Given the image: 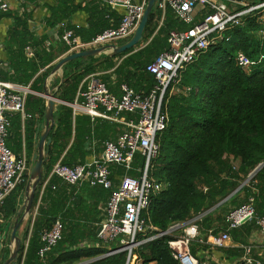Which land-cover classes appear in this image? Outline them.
I'll list each match as a JSON object with an SVG mask.
<instances>
[{"label":"trees","instance_id":"1","mask_svg":"<svg viewBox=\"0 0 264 264\" xmlns=\"http://www.w3.org/2000/svg\"><path fill=\"white\" fill-rule=\"evenodd\" d=\"M18 1L22 12L0 8V23L4 19L13 21L3 43L7 59L2 77L41 94L45 93L46 79L57 60L71 50L62 41L66 31H72L74 37L90 43L121 22L118 12L94 0ZM236 1L246 3L236 12L249 11L241 17V24H231L222 38L178 73L177 80L164 94V110L168 113L169 123L167 129L157 136L160 152L153 162L152 176L166 187L153 196L148 211L151 226L160 231L208 213L198 222L207 241L209 231L218 235L228 230L225 217L233 209L228 206H241L243 203L239 204L237 199L242 194L246 203L254 197L257 217L264 216V166L252 175L264 164V58L249 72L236 61L239 53L253 60L264 57V6L258 7L264 4V0ZM41 6L50 12L44 19L48 28L65 23L59 29L57 43L50 34L38 36L31 26L35 10ZM79 12L88 16L86 27H78L70 21ZM205 14L206 10L200 11L197 20ZM189 28L170 8L163 14L155 7L145 30L143 46L117 56L82 58L66 64L64 75L56 85V98L70 104L82 101L80 93L85 87L84 80L91 74H99L116 96L122 94L114 93L112 75L116 76L117 89L128 85L138 93L148 94L158 81L147 67L169 50L168 37L172 31ZM28 49L33 53L32 57L28 56ZM108 72L109 75L103 74ZM175 88L180 91L174 92ZM45 112V100L31 94L26 100V113L31 118L10 115L7 145L17 156L25 151L31 165L37 124L35 116L44 117ZM127 117L136 119L132 114ZM55 119L57 127L51 134L50 155L33 206L37 208V214L29 218H32L30 228L23 234L25 238L18 264H126V253L103 257L109 246L101 244L97 234V223L105 217L98 206L101 202L107 204L111 190L89 185L78 189L52 177L41 194L44 182L57 163L71 167L84 164L90 155L98 153L90 142L94 139L106 142L112 137L113 130L108 129L111 126L104 127L105 122L99 119L74 115L73 109L67 105H58ZM114 125L124 130L123 126ZM237 161L239 165L235 169ZM144 163L145 158L136 155L129 170L116 166L113 171L117 177H139L138 168ZM26 179L0 206V237L19 210L30 175ZM85 188L99 194L102 200L89 203L82 196ZM211 208H216L219 213L216 219ZM58 219L64 225L63 238L42 260L39 256L44 245L41 235ZM259 229L254 220L229 232L236 246L212 249L205 243L192 242L191 252L199 264H247L244 261L245 247L251 246L250 238ZM170 239L172 237L158 239L142 247L137 253L143 264H179L168 246ZM5 253L9 254L10 249ZM207 255H216L218 261L207 259Z\"/></svg>","mask_w":264,"mask_h":264},{"label":"built area","instance_id":"2","mask_svg":"<svg viewBox=\"0 0 264 264\" xmlns=\"http://www.w3.org/2000/svg\"><path fill=\"white\" fill-rule=\"evenodd\" d=\"M94 1L118 12L121 15L120 25L98 35L90 43H84L80 38L74 37L72 31H66L62 41L71 48L70 53L118 45L129 40L138 28L149 0ZM234 3L238 2L158 0V11L165 14L170 8L190 28L172 31L168 37L169 50L147 67V71L158 81L148 94L138 93L128 85H123L122 95L116 96L111 93L99 74H91L84 80L85 87L80 93L82 101L70 104L56 99L59 105L71 107L74 115L105 119L124 127L115 141L104 143L103 155L73 167L57 163L44 182L41 192L43 194L52 177H57L68 186L78 189L89 185L111 190L110 200L105 207L106 217L99 226L101 231L98 234L101 244L109 246L103 257L126 253V264H143L137 253L142 247L155 240L172 237L168 240V246L174 259L179 264H199V260L191 252L192 242L205 243L212 249L226 247L231 239V230L254 220L264 233V216L257 217L254 197H250L247 203L231 209L225 217L228 230L218 235L209 231L207 241L204 240L205 236L198 222L208 213L198 215L185 223H175L167 231L158 230L151 226L149 221L148 211L153 196L166 187V184L152 176L153 162L160 152L157 136L167 129L169 123L168 113L164 110V94L170 84L177 80L178 73L195 62L212 43L222 38L231 24H241V17L249 11L232 12L229 6ZM12 5L11 0H0V8L3 11L12 9ZM263 6L264 4L258 7ZM16 10L23 11L19 1ZM202 10H206V14L201 20H197V14ZM63 26L65 23L60 27ZM28 52L32 53L29 49ZM263 58L261 56L259 60H253L239 53L236 61L242 69L249 72L260 64ZM4 66L5 61L0 58V206L30 175V162L26 154L17 156L7 145L11 127L10 115L20 114L23 119L31 118L26 113V100L28 95H37L29 86L3 80ZM131 114L136 115V119L127 117ZM136 155L145 158L144 165L138 168L140 176L117 177L113 168L124 166L129 170ZM63 232L64 225L60 219L56 220L50 229L43 231L41 240L44 245L39 251L42 260H45L51 249L62 240ZM245 249L244 261L247 264H263L253 258L252 246Z\"/></svg>","mask_w":264,"mask_h":264},{"label":"water","instance_id":"3","mask_svg":"<svg viewBox=\"0 0 264 264\" xmlns=\"http://www.w3.org/2000/svg\"><path fill=\"white\" fill-rule=\"evenodd\" d=\"M157 2L158 0L148 1L144 16L138 28L136 29L133 36L125 43L120 45H106L100 48H91L79 52L70 53L57 63L53 71L57 72L61 70L66 64L78 59L90 57L99 58L102 55L117 56L126 53L127 51L133 48L143 46L145 30L148 25L151 14L155 10ZM57 90L58 88L55 89V91ZM55 91L46 90V92L44 93V97L47 98L45 123H38L36 127V153L33 156V168L30 174V181L26 188L23 203L16 214V223L14 224L9 236L12 248L9 254H4L2 257H0L2 260L1 264H18L19 259L21 257V250L24 241L18 235L19 228L23 224L25 217L29 216L34 209L33 206L35 196L43 179L44 167L50 155V146L52 144L51 134L55 131L57 127V121L54 115L57 103ZM263 165L264 164L259 166L252 175H256V173L263 167ZM11 226L12 224L8 223L4 229L2 236L0 237V249L2 247V241L7 239ZM100 231L101 228L97 230V234H99Z\"/></svg>","mask_w":264,"mask_h":264},{"label":"crops","instance_id":"4","mask_svg":"<svg viewBox=\"0 0 264 264\" xmlns=\"http://www.w3.org/2000/svg\"><path fill=\"white\" fill-rule=\"evenodd\" d=\"M11 1L13 2L12 9H16L17 6H18V1L17 0H11ZM52 1L53 0H47L48 3H51ZM80 1H84V0H80ZM239 4L240 5H245L246 3L245 2H241ZM30 8L32 9V7H30ZM113 12H116V11H113ZM49 15H50V12L44 6H41L40 8L36 9L35 10V19L31 22V24H32L31 26L36 31L38 36H43L44 34H50L53 42L57 43L58 42V34H59L60 27L58 26L56 28L50 29V28H48L46 26L44 19L47 18ZM70 21H71L72 24H74V25H76L78 27H86L87 26V21H88V16L84 12H79L76 15H74L71 18ZM12 22L13 21L11 19H4L0 23V58H3V60L5 61V65H6L7 57H6L4 48H3V43H4L6 35H7V30L11 26ZM47 45L49 46L50 43L47 42ZM28 54H29L28 56H30V57L33 56V53H28ZM68 54H70V52H68L65 55L61 56L57 60V62H59L62 58H64ZM110 72H112V71H110ZM110 72L103 73V74L109 75ZM63 75H64V67L61 70L57 71V72L53 71L50 74V76L46 79L45 92H46V90L55 91V89H57L56 85H57L58 81H60L59 79H61L63 77ZM110 77H111L110 80H111L113 88H114V90H113L114 93H119V95H121L122 94V89H117L115 87L116 76L112 75ZM36 93H37V95H35V96L42 97V99L45 100L46 105H47V98L44 97V94H41V93H38V92H36ZM58 105L59 104L56 103L55 113H56V111L58 109ZM55 113H54V115H55ZM99 120L102 121V122H105L104 127L111 126L110 128H108V127H106V128L113 130L112 137L109 140H107V141H115L118 138V136L121 134L123 129L120 126L116 127L114 125L115 122H112V121H109V120H105V119H100V118H99ZM35 121L37 122V124L41 123V122L45 123V116L44 117H40L39 115H37V116H35ZM37 124H36V127H37ZM116 124H118V123H116ZM104 143L105 142L100 143V140H95V139L92 141V143L90 142V145L93 146V148L96 149L98 151V153L90 155L88 157V160L94 159L95 157L103 155L102 152H103ZM24 153H25V151H23L22 154H24ZM35 153H36V145H35V137H34V154ZM34 154H33V156H34ZM32 162H33V158H32ZM235 165L238 166L239 165V161H237L235 163ZM82 196L85 197V199H87L88 202L92 203V204L95 203V201L97 202L99 199L102 200V198H101V196L99 194H95L94 192L89 191L87 188H85L82 191ZM245 198L246 197H245L244 194L239 196V198L237 199L238 203L239 204L246 203ZM22 203H23V200L21 201L20 206L22 205ZM20 206H19V208H20ZM105 206H106V203L103 204L102 202L98 206L99 210L102 212V215H104V216H105ZM228 208H234V206L229 204ZM36 214H37V208H34L33 211L31 212V214L29 216L25 217L24 222L21 225V227L19 228V232H18V235L22 239H23V234L26 232L27 221L29 220L31 215H33V218H34L36 216ZM218 215H219L218 212L217 213L214 212V215H213L214 219H216ZM105 217L103 218V220L105 219ZM103 220H102V222H103ZM102 222H100L99 224L97 223V225L100 226V224ZM9 223H11L12 226H11V229H10V231L8 233L7 239L2 241V247L0 249V257H2L4 254H6L5 253L6 249L9 248L11 250V248H12V244H11V242L9 240V236H10V233H11V230H12L14 224L16 223V216ZM217 226H218V224H217ZM250 244L252 246V254L255 255V257L258 258L257 261L262 262L264 264V233L260 229L258 231H255L252 234V236L250 238ZM227 246H236V244H234L233 241L230 239L228 241V245ZM205 257L207 259H211L212 258V260L218 261V258L216 257V255H213V256H211V255L208 256L207 255ZM1 262H2V260L0 258V264H1ZM207 263H209V262L207 261Z\"/></svg>","mask_w":264,"mask_h":264},{"label":"rangeland","instance_id":"5","mask_svg":"<svg viewBox=\"0 0 264 264\" xmlns=\"http://www.w3.org/2000/svg\"><path fill=\"white\" fill-rule=\"evenodd\" d=\"M235 1H236V0H235ZM237 2H238V1H237ZM239 6H241V5H240L239 2H238V3L231 4V5L229 6V8H230V10H231L232 12H236V11L238 10ZM174 91L178 92V91H180V89H177V88H176V90L174 89ZM32 168H33V166L30 164V174H31ZM217 207H218V206H217ZM214 209H215V210H214ZM211 210H212L213 212H216V213H217L216 208H211ZM212 211H211V212H212ZM213 214H214V213H213ZM32 216H33V215H32ZM31 219H32V218H31ZM31 219H30V220H31ZM30 220L27 221L26 231H27L28 228H30ZM23 237L25 238V236H23Z\"/></svg>","mask_w":264,"mask_h":264},{"label":"clouds","instance_id":"6","mask_svg":"<svg viewBox=\"0 0 264 264\" xmlns=\"http://www.w3.org/2000/svg\"><path fill=\"white\" fill-rule=\"evenodd\" d=\"M264 166V165H263ZM252 176V175H251ZM252 178V177H251Z\"/></svg>","mask_w":264,"mask_h":264}]
</instances>
